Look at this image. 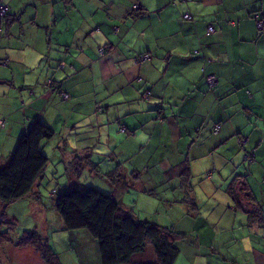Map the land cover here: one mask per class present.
<instances>
[{
	"label": "crops",
	"instance_id": "crops-1",
	"mask_svg": "<svg viewBox=\"0 0 264 264\" xmlns=\"http://www.w3.org/2000/svg\"><path fill=\"white\" fill-rule=\"evenodd\" d=\"M0 1L13 18L0 26V167L35 119L55 132L54 146L89 153L110 137L94 116L104 106L135 105L114 116L119 131L147 149L160 129L159 144L176 145L161 167L187 169L180 191L193 211L173 223L188 235L180 245L186 259L179 255L177 264L201 262L200 246L223 232L227 213V255L219 252L216 264H264V0ZM247 153L254 160L240 174L235 159ZM191 160L210 163L218 173L212 186H227L226 193L198 197L188 181ZM230 208L241 209L242 219ZM64 252L68 264H90L80 244Z\"/></svg>",
	"mask_w": 264,
	"mask_h": 264
},
{
	"label": "rangeland",
	"instance_id": "rangeland-1",
	"mask_svg": "<svg viewBox=\"0 0 264 264\" xmlns=\"http://www.w3.org/2000/svg\"><path fill=\"white\" fill-rule=\"evenodd\" d=\"M113 102L116 103L117 100L115 99ZM129 106L135 107V105L123 103L111 106L108 108V112H105L107 108L104 106V108L94 116L96 120L102 117L100 125H103L106 130L108 129V133L110 134L109 138H107V135L102 137V142L106 144L105 146L99 147L95 151H92V149L88 154L90 155L89 160L95 165L98 172L92 170L91 165L89 163L86 165L84 160L81 159L83 156H86V152H75L73 145L70 147L65 146L58 148L54 146L56 140H58L54 137L50 141L43 142L42 152L48 158V163L39 182V196H28L6 207V209H8L5 211L6 220L9 222L11 221L10 223L14 225L13 231L10 232V237L14 243L23 232L35 229L42 237L49 239L50 244L59 254V259L60 257L63 261L65 259L64 264H68L64 249L67 246L70 248L71 244L73 248H75L74 242H78V244L81 245L82 250L84 249L90 258V264H92L96 254L93 247L94 240L84 230L73 232L72 236H70V232L64 231L61 228L63 222L54 209V201L60 193L70 186V183L74 184L76 188H92L102 193L109 194L111 186L107 182V179H109L108 176H115L120 173L127 176V181L132 184V186L128 188V191L118 192L117 199L121 203L123 211L135 216L138 220L143 222L155 221L161 227H166L170 221L179 224L182 218L181 209L184 210L185 213L186 211H188V213L193 211L185 205L187 202L184 200V193L180 191L182 188L177 183L178 179L175 178L172 183L165 182L167 177L163 172L164 169L161 167L163 157L170 158L175 155V143L170 144L168 147L159 144L157 141L160 134L159 129L157 135L152 139L149 148H140L138 146L139 140L135 141L134 137L130 138L129 134L119 131L120 126L118 122L115 121L114 116L116 114H122L124 109ZM136 107L137 109H135V111L139 108L138 104ZM87 108L88 107H85L86 111H89ZM90 113L94 115V112ZM134 116L135 115L127 116V118H132L133 120V118H135ZM104 121H106L105 124ZM113 140L117 141V147L111 145V141ZM107 141H109V146L107 145ZM141 142L146 143V140L143 139ZM244 157H246L245 154ZM191 161L189 169L190 179H188V181H190L191 188H196L198 197H201L202 194L206 195L205 190L211 192L215 191L219 194L222 192L226 193L227 186L222 190L212 186L211 178L217 179L218 173L212 170L210 163H203L202 165L196 164V160ZM176 163L178 165L180 161L177 160ZM235 163L239 164L238 172L241 174V172H245L247 165H249V160L242 159V156L239 158L236 157ZM81 165L83 166L82 170H80ZM206 165L208 167H206ZM224 169L226 172L230 171L229 167H225ZM136 170L140 172L139 176H137V179H132L130 175ZM111 171H113L112 174L107 175V173ZM145 182H149L150 184H143ZM164 182L165 184H163ZM142 188H146L147 191L152 190L151 195L145 193V189V192L141 191ZM228 199H231V197ZM219 206L221 209H228L225 202ZM230 209L234 211V208ZM237 210L240 211H234V215L237 220H240L242 219L241 213L243 211L241 209ZM201 211L204 215L213 217L209 210L202 209ZM228 214L229 213H227L223 232H218L216 234L214 242H209L200 246L202 255L199 259L201 262L196 261L193 264H216V258L219 252L223 257L227 255V250L221 245V242ZM6 226H8L7 223H5V227ZM5 227L3 231H5ZM226 235H232L228 228H226ZM76 251L77 250L74 249V254H76ZM149 251L150 256L148 259H151L153 258V253L150 248L147 249L148 253ZM30 252L34 255L32 251ZM186 254L187 249L182 248L180 255L183 256V262L186 259ZM30 256L28 251H19L13 248L12 244L9 242L6 243V247L2 249L0 264H37L36 261L39 259L35 257L34 259ZM78 261L79 259L76 260V263H78Z\"/></svg>",
	"mask_w": 264,
	"mask_h": 264
},
{
	"label": "trees",
	"instance_id": "trees-1",
	"mask_svg": "<svg viewBox=\"0 0 264 264\" xmlns=\"http://www.w3.org/2000/svg\"><path fill=\"white\" fill-rule=\"evenodd\" d=\"M0 4L6 8L5 12L0 15V26H2L5 21H8L7 18L11 22L13 18L9 16L7 5L1 1ZM133 10L134 14L138 12L136 6ZM134 14L131 16H135ZM183 19L189 21L192 18L190 14L186 13L183 15ZM258 22L264 24L262 20ZM50 85L57 93H60L63 100L69 99V94L58 86L59 82H51ZM66 96L68 97L66 98ZM54 136L55 132L48 125L35 119L27 131L20 136L9 162L0 167V257L2 249L6 247V243L10 242L13 248L19 251H28V254L33 258L39 259L36 261L37 264H61L59 254L50 244L49 239L42 237L35 229V231L23 232L14 243L10 237L14 225L10 223L11 221L6 220L5 214L6 207L11 203L28 196H39V182L48 163V158L42 152V144L50 141ZM88 154L86 153V156L81 158L86 165L90 163ZM246 159L249 160V163L253 162L254 153H247ZM179 166L170 171H164V174L169 176L168 179L170 178L171 181L177 178V183L182 188L188 174L187 169L179 168ZM91 167L92 170L98 172L94 164L91 163ZM82 168L81 165L80 170ZM112 172H108L107 175ZM139 173L136 170L130 176L132 179H137ZM108 178L107 182L111 186L109 194L92 188H76L72 183L60 193L54 201V209L63 222L61 228L70 232V236L73 232L84 230L94 240L99 264H177L181 253L180 245L185 244L184 238L188 235L175 229L174 221H170L166 227H161L155 221L143 222L124 212L117 195L120 191H128L132 184L122 173L108 176ZM146 184L149 185V182ZM141 191L150 195L152 193V190L147 191L146 188H142ZM230 193L233 195V192ZM185 205L188 206V204ZM180 212H182L183 218L185 212L182 209ZM5 223L8 226L5 227ZM4 227L5 231H3ZM148 248L153 253L151 259H148L150 256V251L147 252ZM73 256L76 260L79 259L76 258V254Z\"/></svg>",
	"mask_w": 264,
	"mask_h": 264
},
{
	"label": "built area",
	"instance_id": "built-area-1",
	"mask_svg": "<svg viewBox=\"0 0 264 264\" xmlns=\"http://www.w3.org/2000/svg\"><path fill=\"white\" fill-rule=\"evenodd\" d=\"M5 9H6L5 6H2L0 4V15H2L5 12ZM258 27L259 28H262L263 27V23L262 22H258ZM207 31H208V34H211L214 30H213L212 27H209ZM207 81H208L209 86L212 87L213 86V83H214V78L212 76H209L207 78ZM67 97L68 96H66V98Z\"/></svg>",
	"mask_w": 264,
	"mask_h": 264
}]
</instances>
